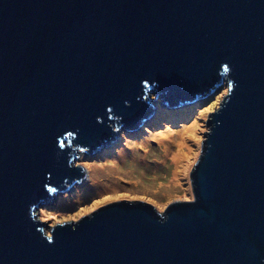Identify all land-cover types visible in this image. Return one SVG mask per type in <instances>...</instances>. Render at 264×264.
<instances>
[{"label":"water","instance_id":"water-1","mask_svg":"<svg viewBox=\"0 0 264 264\" xmlns=\"http://www.w3.org/2000/svg\"><path fill=\"white\" fill-rule=\"evenodd\" d=\"M227 93L164 212H35L155 112ZM0 264H264V0H0Z\"/></svg>","mask_w":264,"mask_h":264},{"label":"rangeland","instance_id":"rangeland-1","mask_svg":"<svg viewBox=\"0 0 264 264\" xmlns=\"http://www.w3.org/2000/svg\"><path fill=\"white\" fill-rule=\"evenodd\" d=\"M227 93L226 86L214 95H209L206 98L195 101L190 109L186 112L185 109H170L162 105L161 98L154 94L149 95V102L153 105L156 113L143 122L139 127L131 130L125 128H113L114 139L111 142V147H103L97 152L85 153L77 151L73 160V166L79 167L83 173L73 185L69 186L66 191L53 193L51 200L44 203L35 212V219L45 224L44 232L49 234L50 229L56 224L63 222H76L81 217L89 215L104 204H110L118 201L141 202L153 206L157 212L162 213L166 206L177 201H190L192 199V191L190 185V172L198 160L201 152L202 142L208 132L207 121L210 114L218 108L223 97ZM183 114L181 117L180 115ZM176 119H182L179 122ZM175 121V122H174ZM192 124L197 125V134L194 142H189L193 155L188 161L189 168L186 172L184 180L180 182L177 188H170L169 197H161L162 192L156 191V197L152 194L144 196L141 194H131V188L135 187L136 177L142 175V180L148 183L149 180L158 178L164 182L170 180L172 165L170 160H163L158 156L160 147L158 141L150 135L166 130L176 131L177 128L187 127ZM147 139V145H141V139ZM101 150V151H100ZM127 150V151H126ZM131 150V151H130ZM131 152L136 155V159H131ZM118 153V154H117ZM113 156H116L114 159ZM154 162H158L154 167ZM112 166V178L116 181L119 192H105L98 196L89 195L93 192L91 187H97L94 183L95 176L102 178V172L106 173L107 169L100 172L102 166ZM99 168V169H97ZM116 171L120 174L117 175ZM153 191V190H151ZM161 201V206H158L157 201Z\"/></svg>","mask_w":264,"mask_h":264},{"label":"bare ground","instance_id":"bare-ground-1","mask_svg":"<svg viewBox=\"0 0 264 264\" xmlns=\"http://www.w3.org/2000/svg\"><path fill=\"white\" fill-rule=\"evenodd\" d=\"M185 109V108H184ZM186 112H188L190 109L186 108ZM181 117L183 114L180 115ZM181 121L182 119H176L177 122ZM175 122V121H174ZM197 134V125L192 124L187 127H181L177 128L176 131H163L158 132L156 134L150 135L154 139H156L160 145L158 149V156L163 159L164 161L169 159L170 164L172 165V171L170 174V180L164 182L162 179L158 178L157 182L155 180H149L148 183L142 180V175L139 177H136V180L139 181L138 183L135 181L136 186L131 188L130 190L131 194H141L144 196H148L152 194L154 197H156V191H161L162 196L161 197H169L170 188H177V186L184 180V177L186 176V172L189 168L188 161L190 160V156L193 155V152L191 150V146L189 142H194V138ZM141 145H147L148 140L147 139H141ZM127 151V150H126ZM131 151V150H130ZM83 152V151H82ZM86 153V152H85ZM118 154V153H117ZM116 156H113L112 159H114ZM131 159L135 160L136 155H134L131 152ZM158 162H154V167L157 166ZM99 169V168H97ZM104 169H107L106 173L102 172V178H99L98 176H95L94 183L98 184L97 187L92 186L94 191L89 192V195L92 196H98L105 192H119L121 189L117 188L116 181H114V178H112L113 170H115L112 166H102L100 169V172ZM120 172V171H119ZM116 171V174L119 175L120 173ZM153 190V191H151ZM158 206H161V201H157Z\"/></svg>","mask_w":264,"mask_h":264},{"label":"clouds","instance_id":"clouds-1","mask_svg":"<svg viewBox=\"0 0 264 264\" xmlns=\"http://www.w3.org/2000/svg\"><path fill=\"white\" fill-rule=\"evenodd\" d=\"M201 99V98H200ZM200 99H196L195 101H197V100H200ZM195 101H189V102H185V103H182V104H178L177 106L175 105V106H172V105H169L168 106V104H164V106H166V107H169L170 109H176L175 111H179L178 109H180V110H182V109H184V108H187V107H189V106H191V104H193ZM154 113H156V112H154ZM139 127V126H138ZM114 139V138H113ZM113 139L109 142V143H107V144H105V145H103L102 147H100L99 149H101V148H103V147H105V149L106 148H109V147H111V142L113 141ZM101 151V150H100ZM94 152H97V151H94ZM77 181V179L75 180V182ZM69 187V186H68ZM67 187V188H68Z\"/></svg>","mask_w":264,"mask_h":264},{"label":"flooded vegetation","instance_id":"flooded-vegetation-1","mask_svg":"<svg viewBox=\"0 0 264 264\" xmlns=\"http://www.w3.org/2000/svg\"><path fill=\"white\" fill-rule=\"evenodd\" d=\"M73 185V184H72Z\"/></svg>","mask_w":264,"mask_h":264}]
</instances>
